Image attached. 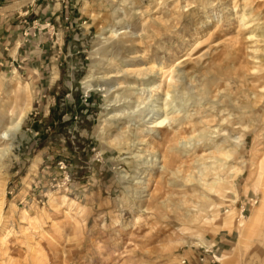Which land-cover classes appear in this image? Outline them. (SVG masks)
Masks as SVG:
<instances>
[{
	"label": "rangeland",
	"instance_id": "1",
	"mask_svg": "<svg viewBox=\"0 0 264 264\" xmlns=\"http://www.w3.org/2000/svg\"><path fill=\"white\" fill-rule=\"evenodd\" d=\"M58 1L0 64V264H264V0Z\"/></svg>",
	"mask_w": 264,
	"mask_h": 264
},
{
	"label": "crops",
	"instance_id": "2",
	"mask_svg": "<svg viewBox=\"0 0 264 264\" xmlns=\"http://www.w3.org/2000/svg\"><path fill=\"white\" fill-rule=\"evenodd\" d=\"M38 2L40 0H8L4 1L0 0V64L1 65H8L10 63V57L13 55L16 57L18 54L19 46L17 44V37L15 36V31H23L24 29L31 28L30 25L32 22L31 15L33 12L38 17V20L42 22H48L53 21V18L51 16H57L56 19H60V15L58 14V11L56 13H51L50 6L51 5H57L56 8L59 10L62 9V5L59 3H53V0H44L43 5H45L46 9L43 11H40L38 13L36 9H34V3ZM47 4V5H46ZM30 15V16H29ZM47 15H49L47 17ZM53 16V17H54ZM15 17L19 20H15ZM23 17L22 19H20ZM37 20V18H36ZM65 20L68 21V13L66 12ZM47 24V23H46ZM32 29V28H31ZM20 42L23 40V38L18 39ZM19 42V43H20ZM56 78V75L53 79ZM246 203L237 204L238 213L241 208H244L246 210ZM242 211V210H241Z\"/></svg>",
	"mask_w": 264,
	"mask_h": 264
},
{
	"label": "bare ground",
	"instance_id": "3",
	"mask_svg": "<svg viewBox=\"0 0 264 264\" xmlns=\"http://www.w3.org/2000/svg\"><path fill=\"white\" fill-rule=\"evenodd\" d=\"M247 17H243V20L245 21ZM246 24V23H244ZM264 51V50H263ZM255 53V52H254ZM236 54V53H235ZM164 71V68H161V72ZM253 72V71H252ZM170 84V82H169ZM170 88V87H169ZM88 89V88H87ZM260 89V90H259ZM257 93L256 95H254V98H253V106L254 107H264V86L263 87H260L257 89ZM169 107V106H168ZM167 107V108H168ZM166 108V109H167ZM29 107L26 108V109H23L21 110L19 113H15L14 111L12 112H9V111H6L3 112L2 115H0V143H4V147L3 149H0V154H3L6 155L10 149H11V145H8L7 142H9V140L13 141L15 139V137L17 136L18 132L20 131V126L21 124L23 123L24 119L27 117V114L29 113ZM170 111V110H169ZM156 116V114L154 115ZM155 119V118H154ZM159 119V121H158ZM155 119L152 123H155L156 126H162L163 124H165L169 119L168 117V114L165 116L164 119ZM206 135V134H205ZM1 147V146H0ZM251 179H255L256 182H258L257 184H261V182L264 181V164L263 163H260L258 165V168H257V173L253 174V177ZM218 182H222L220 180V178H218ZM214 185V184H213ZM218 195L219 194H222V190H220V188L222 187V185L218 184ZM216 187V186H213V188ZM263 187V186H262ZM264 188V187H263ZM264 194V193H263ZM260 206L257 208L256 210V213L249 219L248 223H247V226L250 228H252V226L254 225L256 219L259 217V215L261 214V212L263 211L264 209V196L262 197V200L260 202ZM1 216V215H0ZM1 218V217H0ZM248 227H245L243 226V231H242V237L243 238H240V242H238L239 244L236 246V249L235 251L233 252V256L234 257L233 259L234 260H238V259H241L244 254H245V249L247 250V245H246V242H247V239H246V235L244 234L245 231L247 230ZM249 231V230H248ZM245 235V236H244ZM241 236V235H240ZM245 240V241H244ZM244 241V242H243ZM202 244L204 245L205 243L202 241ZM219 261L220 262H225L224 259H221L219 258ZM184 263V262H183Z\"/></svg>",
	"mask_w": 264,
	"mask_h": 264
},
{
	"label": "built area",
	"instance_id": "4",
	"mask_svg": "<svg viewBox=\"0 0 264 264\" xmlns=\"http://www.w3.org/2000/svg\"><path fill=\"white\" fill-rule=\"evenodd\" d=\"M61 166H62L61 169L66 168V166L64 165V163H61ZM244 212H245V209L240 207L239 213H241V215H243ZM183 264H186V261H184Z\"/></svg>",
	"mask_w": 264,
	"mask_h": 264
}]
</instances>
